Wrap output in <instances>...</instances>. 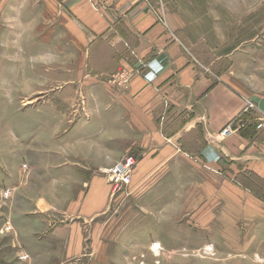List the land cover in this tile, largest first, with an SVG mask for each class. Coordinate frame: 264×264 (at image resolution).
Returning <instances> with one entry per match:
<instances>
[{
	"label": "rangeland",
	"instance_id": "rangeland-1",
	"mask_svg": "<svg viewBox=\"0 0 264 264\" xmlns=\"http://www.w3.org/2000/svg\"><path fill=\"white\" fill-rule=\"evenodd\" d=\"M31 3L0 0V264H264V182L127 144L114 103L126 68L94 73L61 15ZM139 3L170 34L176 16L193 26L232 83L264 87V0ZM130 156L125 185L111 171Z\"/></svg>",
	"mask_w": 264,
	"mask_h": 264
},
{
	"label": "crops",
	"instance_id": "crops-1",
	"mask_svg": "<svg viewBox=\"0 0 264 264\" xmlns=\"http://www.w3.org/2000/svg\"><path fill=\"white\" fill-rule=\"evenodd\" d=\"M30 3L54 16L53 22L58 23L61 15L76 39L73 45L82 55L85 52V62L100 67L94 73L99 71L103 78L118 66L126 68L130 81L114 91V103L117 127L126 128L127 144L139 135L137 141L145 144L143 152L148 157L159 148L162 159L199 157L233 178L254 174L264 182V129H256L264 114V87L258 82L257 93L241 81L232 83L231 71L217 70L208 47L195 40L193 26L176 16L174 25L169 23L170 34L139 0ZM202 30L213 28L207 25ZM143 61L150 62L147 69L134 73V67ZM246 64L247 68L249 60ZM254 73L256 77V68ZM260 79L264 81V56L258 53ZM250 101L255 109H246ZM166 142L178 148L167 149ZM263 205L258 198V206Z\"/></svg>",
	"mask_w": 264,
	"mask_h": 264
},
{
	"label": "built area",
	"instance_id": "built-area-1",
	"mask_svg": "<svg viewBox=\"0 0 264 264\" xmlns=\"http://www.w3.org/2000/svg\"><path fill=\"white\" fill-rule=\"evenodd\" d=\"M246 109H255V106L251 102L246 103ZM259 123L256 125V129H264V114L259 117ZM227 132V129L223 130V133ZM136 163V159L133 157H128L123 166H119L112 170V174L117 178L121 184H129L131 182V173Z\"/></svg>",
	"mask_w": 264,
	"mask_h": 264
}]
</instances>
